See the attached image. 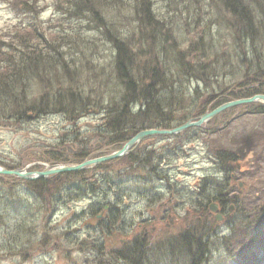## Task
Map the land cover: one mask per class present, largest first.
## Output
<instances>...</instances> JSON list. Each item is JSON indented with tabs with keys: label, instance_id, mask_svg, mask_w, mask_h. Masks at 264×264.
I'll return each instance as SVG.
<instances>
[{
	"label": "trees",
	"instance_id": "16d2710c",
	"mask_svg": "<svg viewBox=\"0 0 264 264\" xmlns=\"http://www.w3.org/2000/svg\"><path fill=\"white\" fill-rule=\"evenodd\" d=\"M8 1L15 10L24 13L27 22L24 31L15 32L11 41L0 39V126H4V122H28L40 115L58 113L76 127L77 122L89 113L103 114L104 122L92 133V143L79 141L77 145L67 146L66 141L58 142L55 147L60 146L59 150L47 152L51 153L45 158L49 164H78L100 157L120 149L141 130L170 129L223 103L264 95V0H216L225 16L213 15L209 18L211 23H199L200 33L185 47H182L180 29H176L182 16L180 0H172L175 7L169 4L172 10L166 14L153 9L151 0H137L132 17L143 30L141 38L144 43H158L147 49L142 42L134 40L133 34H128L129 30H122L125 27L122 19L113 15L108 16L110 20L106 19L105 5H113L104 0H59L57 3L65 8L70 26L68 31L61 28L57 32L46 31L38 25L37 16L42 11L38 7L39 0ZM184 5L187 0L183 1ZM185 25L189 24L185 22ZM84 26L91 31L97 30V35L80 32L79 28ZM223 38L229 50L223 44ZM96 40L109 42L115 52L109 75H105V69L99 64V76L95 78L94 73L85 81L78 74L76 77L65 74L56 82L52 81V68L66 69L72 54L86 51ZM37 82H40L38 89L34 90ZM193 82L197 84L194 88L189 84ZM244 105L255 109L253 113H264L261 103ZM28 113L33 117L28 118ZM229 127L230 124H225L214 130H228L231 134ZM212 131L206 130L204 125L190 128L183 135L202 133L200 135L206 136ZM261 140L264 135L257 131L236 133L230 138L231 148L207 147V156L214 169L226 180L222 185L217 176L208 175L200 181L197 193L205 206L218 202L224 212L231 204L240 206L238 198L227 193V189L233 192L231 183L239 178L243 168L251 167L250 152L255 151L252 165H258L256 161L264 162L263 152L257 150ZM175 148L168 143L156 152L143 155L139 153L138 145L123 157L86 170L35 180L20 179L19 183L28 189L25 196H17L13 187L0 196V249L24 255L30 250L28 246L47 245L53 240L48 228L53 211L71 202L89 199L87 208L74 212L71 217L77 221L86 217L96 221L95 228L93 226L96 235L89 236L91 242H87V235L80 241L83 248L90 245V250L97 252L95 248H102L100 238L111 234L113 225L124 217V209L119 207L126 196L138 194L152 203L164 194V188L173 195L175 190L169 170L157 167L163 156L167 159L181 156L183 149ZM124 164L125 171L121 169ZM5 167L15 169L18 165ZM236 188L243 192L238 185ZM203 202L200 204L204 208L200 207V212L208 214V206H203ZM260 208L256 213L245 214L241 224H235L244 236L238 237L232 226L230 234L219 238L227 254L234 247L242 248V251L249 247L242 259L237 260L239 264H264V237L261 236L257 243L250 241L258 237L264 227V211ZM85 226L91 228L89 224ZM208 226L194 228L176 239L179 250L187 259L186 264H205L203 258L208 253L205 245L209 248L212 239V230ZM63 228L56 226L59 233ZM98 230L101 234H97ZM142 242L135 241L129 247L110 251L109 262L143 264L149 257L150 248Z\"/></svg>",
	"mask_w": 264,
	"mask_h": 264
},
{
	"label": "rangeland",
	"instance_id": "374dc122",
	"mask_svg": "<svg viewBox=\"0 0 264 264\" xmlns=\"http://www.w3.org/2000/svg\"><path fill=\"white\" fill-rule=\"evenodd\" d=\"M58 1L39 0L38 7L42 8V11L37 16V22L46 31L57 32L61 28L69 30L70 23L67 22L68 16L64 13L65 8L60 7ZM104 1L106 4L112 3L113 5H105L107 9L106 19L110 20L109 17L111 18L112 15L119 20L122 19L125 26L122 30H129L128 34H133L134 40L142 42L145 49L158 46V43L152 45L150 41L144 43V38H141L144 34L143 30L132 17L133 11L137 8V0ZM183 1L180 0L182 5L179 6V9L182 16L176 29H180L182 47H185L190 40L196 38L197 34L200 33L199 23L200 25L211 23L210 17L217 14L224 17L225 12L222 7L217 6L216 0H187V5L184 7ZM151 2V7L159 13L170 12L172 9H169V4L175 7L172 0H151ZM212 5L213 7H211ZM26 22L27 19L23 12L15 10L8 0H0V39L11 41L16 36L14 35L15 32L24 31V23ZM185 22L189 24L187 27ZM216 28L214 26V29ZM79 29L84 34H96L97 32V30H89L90 28L87 26ZM100 39L105 40L102 37ZM222 42L229 50L230 47L224 38ZM76 46L79 47L78 44ZM114 53L109 42L102 43L96 40L93 46L86 51L72 54L73 58L68 60L66 69L57 68L58 66L52 68L50 71L52 81L56 82L58 77L65 76V74L71 77L72 75L76 77L78 74L85 81L94 73L93 77L95 78L99 76V71H97L99 64L105 69V75H109ZM37 83L34 85V90L38 89L40 82ZM189 84L192 85V88L197 85L195 82ZM231 110H226L224 115L220 114L214 122L209 123L210 125H205L206 130H213L209 133L211 135L202 136L200 135L202 133L199 132L200 134L188 136L181 132L179 133L180 138L177 139H170L162 135L150 139L146 137L140 142L139 153L143 155L156 152L168 143L170 146L172 144L176 146L174 150L183 149L179 157L172 156L167 159L163 156L157 167L158 169L169 170L170 182L173 183L175 191L173 195H169L168 190L164 188V194L152 203H148L143 196L138 194L126 196L119 207L124 209V217L119 218L113 225L109 231L111 234H106L100 238L102 248L99 246L95 248L97 252L91 251L90 245L83 248L80 241L87 235V242H91L89 236L96 235L94 230L96 221L88 217L84 218L83 221H77V218L71 217L74 212H81L87 208L89 199H83L53 211L50 225H48L50 236L53 238L52 242L46 243L47 245L39 244L37 248L36 246H28L30 250L24 255L9 253L0 249V264H112L107 257L108 253L112 250L129 247L135 241L138 243L143 241L142 243L148 244V249L150 248L149 257L143 264H186L187 259L184 257L183 251L179 250V242L176 239L187 231L191 232L194 228L200 229L204 224L209 225L208 228L212 230V239L210 238V243H208L209 248L205 245L209 253L204 255L205 264H239L237 260L242 259L249 247L243 248V251L242 248L234 247L231 253L227 254L219 243V238L230 234L231 227H234L236 223L241 224V221L245 219V214L256 213L260 207L261 211H264V162L258 163L256 161L258 165H252L255 151L250 152V159L248 160L251 167L243 168L239 173V178L231 183V186H234L233 192L229 188L227 189V193L230 192L231 196L238 198L240 206L226 209L222 221H216L209 208L208 214L200 212L204 207L201 206L203 201L200 200L197 193L200 181L208 175L217 176V179L222 181V185L226 180L222 173L214 169V164L208 158V146L210 148H231L229 141L236 133L257 131L258 134L264 135V113H253L255 109L247 107V105L238 106ZM29 114L32 113L27 115ZM103 122V114L100 112L89 113L84 116L77 122L76 127L58 113L40 115L28 122L25 120L20 123L17 121L4 122V126H0V167L18 165L20 169L33 172L46 170L49 165H52L45 162V158L51 154L47 152L60 149V146L55 147L56 143L66 141L65 145L67 146L77 145L79 141L89 140L92 143L94 141L92 133ZM225 124H230L231 134L228 130L219 132L214 130L223 127ZM76 128L78 129L76 130ZM258 143H261L257 146L258 153L263 152L264 155V140ZM257 156L258 154L255 160ZM153 165L156 166L157 164L153 162ZM121 169L125 171L126 164ZM0 177H4L0 180V196L7 192L10 187L17 190L18 194L16 195L19 197L28 193L27 186L19 183L21 178L11 176L17 178L12 179L8 175H0ZM239 181L244 183L243 192L236 188ZM164 183L162 181V184ZM211 197L212 195H210ZM208 205L209 203L206 206ZM203 206H205L204 202ZM103 214L104 212L100 213V217ZM85 224H89L91 228L87 229ZM56 226L64 227L61 233L58 232ZM234 229L238 237L244 234L242 229L236 228V226ZM97 234H101L99 230ZM261 236L264 237V227L258 233V237L250 239V241L257 243ZM239 251L241 254L238 253ZM119 264L128 263L122 261Z\"/></svg>",
	"mask_w": 264,
	"mask_h": 264
},
{
	"label": "water",
	"instance_id": "95a60500",
	"mask_svg": "<svg viewBox=\"0 0 264 264\" xmlns=\"http://www.w3.org/2000/svg\"><path fill=\"white\" fill-rule=\"evenodd\" d=\"M254 102H261L264 105V95L258 94L250 98H241L223 103L220 106L213 109L212 111H208L198 118H192L187 122L183 123L182 125L171 129L142 130L138 132L136 135H134L130 140H128L119 150L113 151L109 154L102 155L100 157L87 159L79 164L49 165L46 170L36 171V172L28 171L27 169H20V168L7 169L5 167H0V175L16 176L18 178H22L25 180H35L40 178H47L49 176L63 172H77V171L86 170L100 163L112 161L114 159L120 158L130 153L146 137L155 136V135H176L191 127H201L207 122H209L212 118H214L215 116H217L218 114L229 108L243 104L254 103ZM32 117H33L32 114L28 115V118H32ZM239 185L240 187H243L242 182H239ZM232 208L234 207L232 206ZM209 210L215 214V219L217 221H222L224 219L223 214L218 211L219 206L217 203L210 204Z\"/></svg>",
	"mask_w": 264,
	"mask_h": 264
},
{
	"label": "bare ground",
	"instance_id": "6f19581e",
	"mask_svg": "<svg viewBox=\"0 0 264 264\" xmlns=\"http://www.w3.org/2000/svg\"><path fill=\"white\" fill-rule=\"evenodd\" d=\"M248 104H250V103H248ZM106 207L108 208L109 206L108 205H106ZM100 218V217H99Z\"/></svg>",
	"mask_w": 264,
	"mask_h": 264
}]
</instances>
